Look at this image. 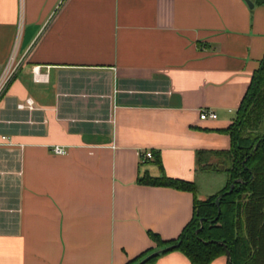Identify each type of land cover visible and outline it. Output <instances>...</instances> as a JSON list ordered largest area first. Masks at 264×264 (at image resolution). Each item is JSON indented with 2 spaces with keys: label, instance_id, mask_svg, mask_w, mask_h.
<instances>
[{
  "label": "crops",
  "instance_id": "crops-1",
  "mask_svg": "<svg viewBox=\"0 0 264 264\" xmlns=\"http://www.w3.org/2000/svg\"><path fill=\"white\" fill-rule=\"evenodd\" d=\"M250 2L0 0V75L10 55L19 63L0 96V264H126L157 251L144 263L191 264L149 233L177 238L194 195L138 179L161 175L156 156L197 190L216 173L201 167L224 160L264 54V5Z\"/></svg>",
  "mask_w": 264,
  "mask_h": 264
},
{
  "label": "trees",
  "instance_id": "trees-1",
  "mask_svg": "<svg viewBox=\"0 0 264 264\" xmlns=\"http://www.w3.org/2000/svg\"><path fill=\"white\" fill-rule=\"evenodd\" d=\"M259 1L264 5V0ZM225 132L230 137V148L218 154L224 160L201 167L203 171L226 175V184L219 192L199 200L196 185L167 177L158 156L154 162L161 175L145 174L138 179L143 185L169 187L194 195L192 217L177 238L163 241L157 234L149 235L163 253L177 250L191 264H210L226 256L227 251L230 254L227 264H264V54L251 75L236 117ZM234 181L238 182L226 193ZM144 256L147 255L126 264Z\"/></svg>",
  "mask_w": 264,
  "mask_h": 264
},
{
  "label": "built area",
  "instance_id": "built-area-1",
  "mask_svg": "<svg viewBox=\"0 0 264 264\" xmlns=\"http://www.w3.org/2000/svg\"><path fill=\"white\" fill-rule=\"evenodd\" d=\"M18 65H19V63H16L14 61L13 55H10L4 69L0 75V96L2 95L3 91L7 87L8 83L10 82L13 75L15 74ZM33 78L36 81L42 80L41 75H39L38 69H36V68H33ZM25 106L32 108V100L27 99L24 104L19 105L20 108L21 107L23 108ZM216 117H217L216 113L211 111V110H201L199 113L200 119H215ZM7 139H8V137L2 135L0 137V140H1L0 145L9 144ZM52 152L59 155V154H64L65 150H64V148H62L60 146H54V147H52ZM141 158L142 159H151L152 153L150 151H146V152L142 153Z\"/></svg>",
  "mask_w": 264,
  "mask_h": 264
},
{
  "label": "rangeland",
  "instance_id": "rangeland-1",
  "mask_svg": "<svg viewBox=\"0 0 264 264\" xmlns=\"http://www.w3.org/2000/svg\"><path fill=\"white\" fill-rule=\"evenodd\" d=\"M226 175L224 173H203L200 176L198 195L207 198L225 186Z\"/></svg>",
  "mask_w": 264,
  "mask_h": 264
},
{
  "label": "water",
  "instance_id": "water-1",
  "mask_svg": "<svg viewBox=\"0 0 264 264\" xmlns=\"http://www.w3.org/2000/svg\"><path fill=\"white\" fill-rule=\"evenodd\" d=\"M244 1L248 4L249 7H252V3L250 2V0H244ZM235 182H238V181H234V183H231V184H230V187H229V190H228L226 193H230V192L232 191ZM218 200H219V197H217L216 200H215L216 205H217V207H218V213H219V204H218ZM157 252H158V251H157ZM157 252L148 255L147 257H145L144 259H142L138 264H142V263L146 262V261L149 260L151 257H153L154 255H156ZM226 257H227V259L230 261V254H229L228 251L226 252Z\"/></svg>",
  "mask_w": 264,
  "mask_h": 264
}]
</instances>
